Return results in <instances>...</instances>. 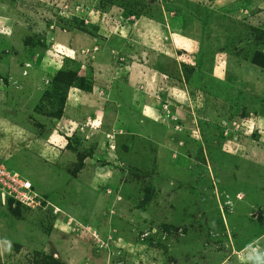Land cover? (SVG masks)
<instances>
[{
  "label": "rangeland",
  "instance_id": "obj_1",
  "mask_svg": "<svg viewBox=\"0 0 264 264\" xmlns=\"http://www.w3.org/2000/svg\"><path fill=\"white\" fill-rule=\"evenodd\" d=\"M259 57L264 0H0V165L38 201L0 202V264H264Z\"/></svg>",
  "mask_w": 264,
  "mask_h": 264
},
{
  "label": "crops",
  "instance_id": "obj_2",
  "mask_svg": "<svg viewBox=\"0 0 264 264\" xmlns=\"http://www.w3.org/2000/svg\"><path fill=\"white\" fill-rule=\"evenodd\" d=\"M61 33H62V37L63 36L65 37V32H62L61 31ZM59 46H61V48H63V46H66L67 47V45H65L63 43H61ZM16 60H17V58L14 57V62ZM34 62H35V59H32L30 61H26L24 65H21V64L15 62L16 67L14 69V73H15L16 77L18 79H20L22 81L24 80V82H26V85L23 84L21 86L23 88H25V87L27 88V86H29L30 92L32 93V97H34L35 95H41L44 92V89H45L44 86L46 85L41 80V78L43 76V69L41 68V66L38 63L36 64V62L35 63ZM23 70L27 71L26 72V75L27 74L29 75V78L28 79H24V77L22 75V71ZM34 79H36V80L34 81ZM13 80H14V78H13ZM19 87H20V85L18 84V88ZM73 89H76V88H72V90ZM80 89L81 88H79V90ZM81 90L83 91L84 89H81ZM91 92H93L92 89L88 90V92H87V90H84V93L85 94H83V97H82L83 98L82 99L83 102L81 104H79L80 102H77L76 105H71V106L74 109H77V107H80L81 105H84L83 103L85 102V100H87V98H89L87 96V94H90ZM99 98L102 99L103 97L101 98V96H100V97H98V99ZM65 100L66 101H65V103L63 105L64 107L62 109V119H61L62 126H63V124L65 125V124L69 123V118L71 117L70 114H73L74 113L73 112L74 109L71 110L72 112L67 110V108H69L68 105L70 104V102H69L70 97L67 96ZM73 100L74 99H72L71 101L73 102ZM76 101H79V99L77 98ZM95 101H97V100H95ZM81 110H83V108ZM148 111H149V107L146 108V112L147 113H148Z\"/></svg>",
  "mask_w": 264,
  "mask_h": 264
},
{
  "label": "built area",
  "instance_id": "obj_3",
  "mask_svg": "<svg viewBox=\"0 0 264 264\" xmlns=\"http://www.w3.org/2000/svg\"><path fill=\"white\" fill-rule=\"evenodd\" d=\"M37 194L32 188V183L20 173L0 165V202L3 204L7 198L30 206L34 204Z\"/></svg>",
  "mask_w": 264,
  "mask_h": 264
},
{
  "label": "trees",
  "instance_id": "obj_4",
  "mask_svg": "<svg viewBox=\"0 0 264 264\" xmlns=\"http://www.w3.org/2000/svg\"><path fill=\"white\" fill-rule=\"evenodd\" d=\"M257 61L258 62H256V61H253V62L262 65L261 63H263V61H262L261 57H259ZM54 79H56V81H59L65 85L71 86L75 80V75L73 72H70V71L59 70V71H57V74L54 77ZM80 87H82V86H80ZM82 89H84V88H82Z\"/></svg>",
  "mask_w": 264,
  "mask_h": 264
}]
</instances>
